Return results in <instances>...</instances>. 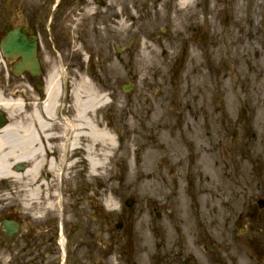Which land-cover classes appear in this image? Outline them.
<instances>
[{
    "label": "flooded vegetation",
    "instance_id": "obj_1",
    "mask_svg": "<svg viewBox=\"0 0 264 264\" xmlns=\"http://www.w3.org/2000/svg\"><path fill=\"white\" fill-rule=\"evenodd\" d=\"M234 1L11 0L7 17L0 6V79L9 94L30 114L35 97L44 103L49 78L59 77L55 110L48 115L36 105V180L31 160L12 166L24 180L0 179V264H264V132L256 130L264 16L258 28L252 21L241 30ZM145 71L173 93L175 78L183 77L184 94L166 99L169 113L181 111L157 118L152 134L131 129L121 104ZM165 83H157L153 101ZM78 89L106 97L87 118L114 137V147L110 140L95 144L89 156L73 105ZM13 114L0 131L32 120ZM132 135L139 137L138 174L154 152L152 173L139 183L154 179L155 196L111 207V179L97 180Z\"/></svg>",
    "mask_w": 264,
    "mask_h": 264
},
{
    "label": "rangeland",
    "instance_id": "obj_2",
    "mask_svg": "<svg viewBox=\"0 0 264 264\" xmlns=\"http://www.w3.org/2000/svg\"><path fill=\"white\" fill-rule=\"evenodd\" d=\"M0 6L5 7L4 15L5 17L9 14V3L11 0H0ZM226 2H235L234 0H225ZM5 2V6L3 3ZM229 17H231V13L228 14ZM234 16L237 17V20L239 22V25L241 26V30H246L247 27L252 24V21L256 22V27L258 28V23L260 21H263L264 16V0H236L235 4V14ZM168 30V27L167 29ZM247 31V30H246ZM247 35V33H243L242 37ZM248 35L246 36V38ZM243 40V39H242ZM246 41V40H245ZM194 65H197L199 63L197 58H194ZM181 73L184 74L186 71V61H181ZM246 70H249V67H247L246 63H243ZM260 70L264 69V62L260 61ZM224 69H232V65L227 61L224 60ZM208 70L210 71L211 68L208 67ZM146 72V71H145ZM187 72V71H186ZM259 73V72H258ZM155 71L151 72L149 74L148 72L145 73L144 76H141L140 78L136 79V87L135 90L131 93L125 94V100L123 99L121 104L126 105L127 107V113H128V123L131 129L136 130L140 134H148L153 133V124L156 125L157 118L162 119L164 117L174 116L172 113L173 110L181 111V109H174L170 110V115L168 112V103L166 99L168 100L169 97H176L182 96L184 94V86H183V77L181 78H175L174 83V91L169 88V84L166 82L164 78H157L155 76ZM253 74V73H252ZM184 76V75H183ZM195 76L198 77V81L201 79L199 74L197 73ZM185 77V76H184ZM257 78V77H256ZM258 77L257 79H259ZM196 79V77H194ZM208 79L211 82H214L217 77L216 75H208ZM132 80V79H128ZM160 82L165 83L162 92L160 94V98L157 101H153V94H157V92L161 90H157L155 87L157 86V83ZM225 86L230 87L229 81L225 82ZM7 89L6 84L2 82V79H0V90ZM211 88L209 87V91ZM169 92V93H168ZM5 98H9L7 95H5ZM183 104V103H182ZM182 104H174V105H182ZM228 105H231L229 103ZM190 105H182L185 110H188ZM194 110L196 111L195 105H192ZM181 113V112H180ZM258 124L256 130H259L260 132H264V105L261 107L260 112H258ZM188 115V114H187ZM23 117V115H17L16 118ZM142 125L144 128H142ZM226 128H228L226 126ZM168 132V131H167ZM170 132V131H169ZM137 141H139V137H136L135 135H132L131 137H128L127 141V151L124 152V154H117L113 150V157H112V169L111 172L109 170H106L104 179L101 178L97 181H105L107 182L109 179H111V193L109 198H112L114 201V204L117 201L122 200L123 202L132 199L136 201L138 197H142L144 200L146 197H154L153 190L155 189L154 185V179L139 183V179L141 180V176L148 175L149 173H152L151 166L153 165V157L154 152L148 151L147 155L142 159L148 166H150L148 169H146V172L144 171V174H138V168L136 167V158H135V147L137 144ZM259 144V143H258ZM116 153V154H115ZM127 163L128 170H126L124 167V163ZM143 163V164H144ZM142 164V165H143ZM146 174V175H145ZM18 189H16L17 191ZM136 209V208H134ZM131 213V212H130ZM137 214V210L135 212Z\"/></svg>",
    "mask_w": 264,
    "mask_h": 264
},
{
    "label": "bare ground",
    "instance_id": "obj_3",
    "mask_svg": "<svg viewBox=\"0 0 264 264\" xmlns=\"http://www.w3.org/2000/svg\"><path fill=\"white\" fill-rule=\"evenodd\" d=\"M58 79L59 77L56 75H53L51 78H49L44 103L37 104L38 99L35 97L33 99L32 111L30 114L27 112V108L24 107V102L17 95L13 97L12 94H9L8 89H4V91L1 90L0 110H5L6 113L9 114L5 119H8L9 116L11 119L13 118V113H17V115L20 114L32 120H30V123L26 124L25 127L22 126V128H20L18 126L14 128L9 126L0 131V179H10L17 182L24 180L23 175L13 173L12 166L14 164L31 160L33 161V164L30 167L28 173L31 181L36 180L39 167L38 164H35L34 157V151H36L37 147L33 146L38 143L37 132L38 129L42 127V122L39 120L40 106L36 105H43V110L48 115L51 113V110H55L59 104ZM4 82L6 84V80ZM84 87L88 88L89 86L84 84ZM5 95L9 97L7 100ZM74 95L75 97L73 105H75L77 109V117L82 119L80 123L85 126L87 129L86 133H88L87 138L89 140L90 147L87 148V152H89V156L90 151L95 144H105L106 141L110 140L112 147H114V137H107L105 132H100L98 129H95L94 125L87 118V116L91 114L89 112L96 110L98 105L106 104L105 102L107 101L105 97L91 92L90 90L83 91L81 89H78ZM17 115L15 116L17 117ZM0 121L1 123H4L3 119H0ZM75 144L76 142L72 141L70 146L74 147ZM102 148L105 149V147H101V149ZM103 157H106V155ZM91 166L92 170L97 171L100 165L99 162H94L91 160ZM99 176H103V174H99Z\"/></svg>",
    "mask_w": 264,
    "mask_h": 264
},
{
    "label": "water",
    "instance_id": "obj_4",
    "mask_svg": "<svg viewBox=\"0 0 264 264\" xmlns=\"http://www.w3.org/2000/svg\"><path fill=\"white\" fill-rule=\"evenodd\" d=\"M11 42H12V37L9 36L8 39H7V45H6V46H8L9 43H11ZM7 50H8L7 47L4 46V51H5L6 53H7ZM0 119H3L2 116H1V114H0Z\"/></svg>",
    "mask_w": 264,
    "mask_h": 264
}]
</instances>
